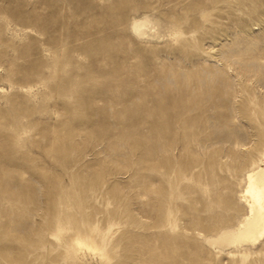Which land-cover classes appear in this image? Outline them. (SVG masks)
<instances>
[{"label":"rangeland","instance_id":"374dc122","mask_svg":"<svg viewBox=\"0 0 264 264\" xmlns=\"http://www.w3.org/2000/svg\"><path fill=\"white\" fill-rule=\"evenodd\" d=\"M263 167L264 0H0V264H264Z\"/></svg>","mask_w":264,"mask_h":264},{"label":"bare ground","instance_id":"6f19581e","mask_svg":"<svg viewBox=\"0 0 264 264\" xmlns=\"http://www.w3.org/2000/svg\"><path fill=\"white\" fill-rule=\"evenodd\" d=\"M133 30L138 35L145 34L146 22L135 21ZM242 199L247 204V213L231 228L220 230L206 238L209 245L223 248H238L243 245H255L264 239V167L247 175V183L242 192ZM77 243L89 246L90 242L78 239Z\"/></svg>","mask_w":264,"mask_h":264}]
</instances>
